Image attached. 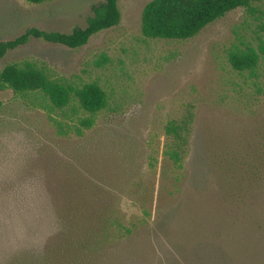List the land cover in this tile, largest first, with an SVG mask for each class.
<instances>
[{"label": "rangeland", "instance_id": "1", "mask_svg": "<svg viewBox=\"0 0 264 264\" xmlns=\"http://www.w3.org/2000/svg\"><path fill=\"white\" fill-rule=\"evenodd\" d=\"M149 1L121 0L118 25L79 49L31 39L0 61V70L30 61L73 86L95 83L107 101L78 137L58 133V123H75L69 108L0 92V264L41 251L57 227L53 193L58 201L64 176L77 170L111 192L122 219L146 208L153 227L168 214L170 246L207 242L228 251L232 264H264V62L251 77L226 57L248 15L231 11L186 41L147 39L140 19ZM101 2L0 0V41L31 27L69 33ZM256 7L264 12V0ZM187 112L192 122L176 181L178 171L163 157L164 128ZM156 249L139 234L108 262L121 264L128 253L149 261Z\"/></svg>", "mask_w": 264, "mask_h": 264}, {"label": "trees", "instance_id": "2", "mask_svg": "<svg viewBox=\"0 0 264 264\" xmlns=\"http://www.w3.org/2000/svg\"><path fill=\"white\" fill-rule=\"evenodd\" d=\"M42 4L51 0H27ZM103 0L91 7V15L84 27H75L69 33L27 28L17 37L0 41V61L8 52L26 45L31 39L79 49L94 35L118 25L119 2ZM262 0H150L142 9L140 30L144 38L186 41L196 37L205 27L223 18L236 9H244L248 19L233 30L234 43L226 51L231 68L257 77L260 63L264 62V12L256 4ZM10 90L22 97H38L52 109L63 111L69 108L75 123H58L60 135L71 131L76 136L93 127L96 115L107 104L106 95L95 83L73 86L61 79H53L37 64L24 61L11 63L0 70V92ZM1 105V103H0ZM85 115V116H82ZM190 112L180 120H171L165 125L166 142L163 157L174 173V179L183 165L188 144ZM58 187L53 205L57 215L55 232L46 240L38 253L23 251V256L10 259L6 264H109L110 254L123 242L146 233L156 245L157 254L151 259L139 258L128 253L121 264H232L228 251L221 246L200 242L191 249L168 243L169 216L162 215L153 222L146 208L135 220H125L112 204V194L97 186L87 175L77 170L68 173ZM177 194L179 189H174ZM171 247V248H170ZM189 255V256H188Z\"/></svg>", "mask_w": 264, "mask_h": 264}]
</instances>
